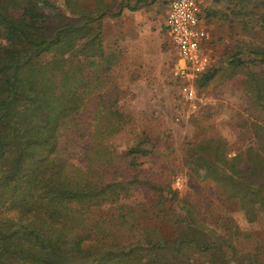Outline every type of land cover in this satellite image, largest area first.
I'll return each mask as SVG.
<instances>
[{
    "label": "trees",
    "instance_id": "16d2710c",
    "mask_svg": "<svg viewBox=\"0 0 264 264\" xmlns=\"http://www.w3.org/2000/svg\"><path fill=\"white\" fill-rule=\"evenodd\" d=\"M118 1L0 0V264H264V49L229 61L260 68L249 90L259 115L241 125L250 136L208 132L183 151L250 228L227 212L208 225L150 163L172 149L155 118L119 103L102 21L143 0ZM141 189L151 199L138 208Z\"/></svg>",
    "mask_w": 264,
    "mask_h": 264
},
{
    "label": "rangeland",
    "instance_id": "374dc122",
    "mask_svg": "<svg viewBox=\"0 0 264 264\" xmlns=\"http://www.w3.org/2000/svg\"><path fill=\"white\" fill-rule=\"evenodd\" d=\"M199 2L208 33L205 48L215 74L205 86L195 84L194 99L185 93L186 81L175 75L179 55L164 27L170 0H143L137 10L125 8L120 16L103 19L106 53L115 55L109 73L122 91L121 107L141 119L144 114L153 116V125L171 143V150L157 152L150 163L165 173L179 197L189 196L199 203L208 225L216 226L227 212L248 231L243 211L218 200L206 183L191 176L184 166L183 151L188 142L208 132L218 133L230 143L242 142L244 130L247 133L243 135L250 136L252 129L247 126L259 115L249 92L250 74L260 68L255 64L235 67L229 61L234 55L247 58L253 49H264V9L257 8V0L241 4L237 0ZM245 121L247 126L242 130ZM150 199L149 192L141 189L130 202L143 208ZM259 238L264 241L261 232Z\"/></svg>",
    "mask_w": 264,
    "mask_h": 264
},
{
    "label": "built area",
    "instance_id": "2783aa9c",
    "mask_svg": "<svg viewBox=\"0 0 264 264\" xmlns=\"http://www.w3.org/2000/svg\"><path fill=\"white\" fill-rule=\"evenodd\" d=\"M165 27L178 51L175 75L186 81L185 93L196 97V80L206 72L212 59L205 46L208 38L199 0H170Z\"/></svg>",
    "mask_w": 264,
    "mask_h": 264
},
{
    "label": "crops",
    "instance_id": "0c3cea01",
    "mask_svg": "<svg viewBox=\"0 0 264 264\" xmlns=\"http://www.w3.org/2000/svg\"><path fill=\"white\" fill-rule=\"evenodd\" d=\"M166 19V18H165Z\"/></svg>",
    "mask_w": 264,
    "mask_h": 264
}]
</instances>
